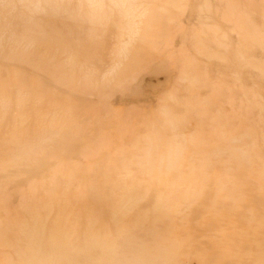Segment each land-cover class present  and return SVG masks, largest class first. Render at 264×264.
<instances>
[{
  "label": "rangeland",
  "instance_id": "374dc122",
  "mask_svg": "<svg viewBox=\"0 0 264 264\" xmlns=\"http://www.w3.org/2000/svg\"><path fill=\"white\" fill-rule=\"evenodd\" d=\"M0 229V264H264V0H0Z\"/></svg>",
  "mask_w": 264,
  "mask_h": 264
},
{
  "label": "bare ground",
  "instance_id": "6f19581e",
  "mask_svg": "<svg viewBox=\"0 0 264 264\" xmlns=\"http://www.w3.org/2000/svg\"><path fill=\"white\" fill-rule=\"evenodd\" d=\"M1 227H2V226H1ZM9 228H10V225H9V226H8L6 229H8V230H9ZM0 230H2V231H3V229H0ZM8 230H7V231H8ZM4 231H5V230H4ZM7 231H5V232H7ZM9 240H10V239H9ZM9 240L5 239L3 243H5V242H7V241H9Z\"/></svg>",
  "mask_w": 264,
  "mask_h": 264
}]
</instances>
